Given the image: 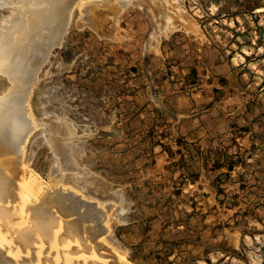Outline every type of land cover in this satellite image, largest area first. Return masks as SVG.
Wrapping results in <instances>:
<instances>
[{
	"label": "rangeland",
	"instance_id": "obj_1",
	"mask_svg": "<svg viewBox=\"0 0 264 264\" xmlns=\"http://www.w3.org/2000/svg\"><path fill=\"white\" fill-rule=\"evenodd\" d=\"M122 1H98L92 20L75 7L30 111L12 106L10 139L30 114L23 161L78 211L72 247L86 236L125 264H264V0ZM13 86L0 71V96Z\"/></svg>",
	"mask_w": 264,
	"mask_h": 264
},
{
	"label": "bare ground",
	"instance_id": "obj_2",
	"mask_svg": "<svg viewBox=\"0 0 264 264\" xmlns=\"http://www.w3.org/2000/svg\"><path fill=\"white\" fill-rule=\"evenodd\" d=\"M98 1L106 0H10L7 2L12 5L15 15L11 14L12 16L9 17L11 23L7 25V29L2 27L4 31L0 33V71L8 76L14 86L8 93L0 96V264H108L109 257L112 258L110 264H125L113 253L107 254L101 251V247L98 248L100 251L97 252L100 254L98 256L96 249L89 244L86 236L83 240L84 249L72 247V243L77 242V237L72 234L73 232L70 236L66 233L69 232L68 227L73 221V218L71 220L68 218L72 217L71 212L74 213L75 210L71 211L72 207L69 209L65 205L67 203L62 202L66 196L61 188L51 191L50 195L53 196H49L46 193L49 187L46 188L41 178L23 161L24 145L36 126L33 120H30V114L27 115L28 119L27 116L25 117L24 122L18 120L17 127L14 129V131L17 130L15 131V136L18 137L16 141L13 142L9 136L11 126H14L10 122L12 106L15 107V104H18L21 105V111L22 109L27 113L30 111L32 76L49 59L56 42L64 37L75 7L83 10L85 14L81 18L85 20L90 17L86 15V12L94 10ZM162 12L164 14L160 18L168 16V11ZM9 19L7 17L5 20ZM33 37L38 38L37 41L35 40L36 46L34 45L36 50L35 54L32 52L33 56H29L25 41L28 43V39ZM19 118L23 119L22 116ZM58 194L60 196H56ZM45 204L50 206V210ZM12 211L16 212L14 217L18 216L11 218ZM27 215H29L28 222H26ZM16 218L24 219L26 223L23 220L20 222L26 225L22 226L20 222L17 224ZM100 220L103 221L102 218ZM64 224L68 230L62 232ZM80 251L88 254L79 253ZM77 253L83 259L79 258ZM106 257H108L107 260Z\"/></svg>",
	"mask_w": 264,
	"mask_h": 264
},
{
	"label": "water",
	"instance_id": "obj_3",
	"mask_svg": "<svg viewBox=\"0 0 264 264\" xmlns=\"http://www.w3.org/2000/svg\"><path fill=\"white\" fill-rule=\"evenodd\" d=\"M62 43H63V38L61 37V39L58 41V42H56V45H55V47L56 48H58V47H60L61 45H62ZM44 64V63H43ZM42 64V68H43V65ZM42 68L40 69V70H36L35 72H34V75L32 76V81H31V83H32V85H33V88H34V86L37 84V82L39 81V75H40V73H41V71H42ZM33 88H32V90H33ZM31 90V91H32ZM32 93V92H31ZM94 208H96L98 211H100V212H103L102 211V209H99V207H97V205H95L94 203H92L91 204ZM106 229L105 228H103L102 229V232L101 233H106Z\"/></svg>",
	"mask_w": 264,
	"mask_h": 264
},
{
	"label": "trees",
	"instance_id": "obj_4",
	"mask_svg": "<svg viewBox=\"0 0 264 264\" xmlns=\"http://www.w3.org/2000/svg\"><path fill=\"white\" fill-rule=\"evenodd\" d=\"M254 9H255V8H254ZM254 9H252V11H254ZM205 260L207 261V263L210 264L211 260H210L209 258L206 257Z\"/></svg>",
	"mask_w": 264,
	"mask_h": 264
}]
</instances>
